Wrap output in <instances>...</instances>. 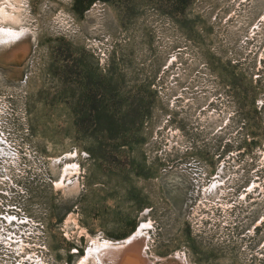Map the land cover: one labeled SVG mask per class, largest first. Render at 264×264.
I'll list each match as a JSON object with an SVG mask.
<instances>
[{
  "label": "rangeland",
  "instance_id": "374dc122",
  "mask_svg": "<svg viewBox=\"0 0 264 264\" xmlns=\"http://www.w3.org/2000/svg\"><path fill=\"white\" fill-rule=\"evenodd\" d=\"M0 8L26 32L0 57V214L24 221L0 264H103L142 222L154 264H264V0Z\"/></svg>",
  "mask_w": 264,
  "mask_h": 264
},
{
  "label": "bare ground",
  "instance_id": "6f19581e",
  "mask_svg": "<svg viewBox=\"0 0 264 264\" xmlns=\"http://www.w3.org/2000/svg\"><path fill=\"white\" fill-rule=\"evenodd\" d=\"M25 38H26V32L22 29H15L12 27L0 26V57L5 56L7 53L6 51L9 48L10 49L13 48L15 54L23 52L24 47L26 45L25 44V42H26ZM0 150H4V147L1 146V144H0ZM3 160L6 162L7 159H3ZM11 219H12V217L9 218V220H11ZM17 223H19V225H20L23 223V221H17ZM10 224H13L12 220H11ZM1 225L3 226V223ZM145 225L148 226L149 223L146 224L145 222H142L136 228V230L132 231L126 237H123V238L118 239V240L102 239V240L94 241L92 243V245L88 248L87 254L89 256L96 255L97 258H99L101 261H103V264H154L148 260L146 254L142 248V245H143L142 244L143 243L142 230H143V227ZM4 227L5 226H3V228ZM12 237L13 236H10V238H9V232H8V234H5V233L3 234L0 232V245L3 247L11 248L10 246L13 244H11L9 242V240L10 241L13 240ZM19 245H20V243H19ZM85 257H83V259ZM183 258L184 257H182L179 254V255H177L178 261L177 262L175 261V262L177 264H179V263L184 264ZM171 259L173 260V258H171ZM83 261H85V259ZM160 261H161V259H160ZM78 264H79V261H78ZM173 264H175V263H173Z\"/></svg>",
  "mask_w": 264,
  "mask_h": 264
},
{
  "label": "built area",
  "instance_id": "2783aa9c",
  "mask_svg": "<svg viewBox=\"0 0 264 264\" xmlns=\"http://www.w3.org/2000/svg\"><path fill=\"white\" fill-rule=\"evenodd\" d=\"M2 193V191H0ZM1 200V199H0ZM12 208H15V207H10L8 209H12ZM16 210L12 213L8 212V215H1L0 214V232L4 234V229H6L8 226L10 227V231L14 230L17 228V225H19V223H17V221H22V218H19V217H22V215H20V212H17L19 210H17V208H15ZM10 217H13L11 220L13 222V224H10L11 220H9ZM20 219V220H19ZM3 223V226H5L3 228V226L1 225ZM24 223V221H23ZM13 227V228H12ZM13 231V232H14ZM23 231V230H22ZM5 234L6 231H5ZM17 239H19V234H18V237ZM20 252V251H19Z\"/></svg>",
  "mask_w": 264,
  "mask_h": 264
}]
</instances>
